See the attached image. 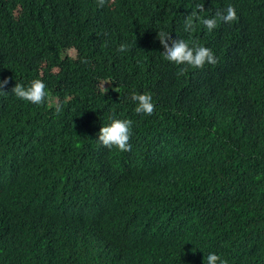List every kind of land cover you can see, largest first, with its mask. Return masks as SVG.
<instances>
[{"label": "trees", "instance_id": "16d2710c", "mask_svg": "<svg viewBox=\"0 0 264 264\" xmlns=\"http://www.w3.org/2000/svg\"><path fill=\"white\" fill-rule=\"evenodd\" d=\"M161 30L216 63L178 74ZM35 78L43 102L14 96ZM0 82V264H264V0H0ZM111 118L131 151L97 140Z\"/></svg>", "mask_w": 264, "mask_h": 264}, {"label": "clouds", "instance_id": "9594fccd", "mask_svg": "<svg viewBox=\"0 0 264 264\" xmlns=\"http://www.w3.org/2000/svg\"><path fill=\"white\" fill-rule=\"evenodd\" d=\"M204 3H195L191 12L183 19L182 28L186 33H191L197 22L207 32H211L218 21L232 22L237 19V10L232 3H227L223 9H218L214 15H203ZM163 44V57L178 66V74H182L185 67H203L205 63H216L214 52L195 41L183 37L173 38L170 32L160 31ZM126 44H120L119 49L123 51ZM2 83V82H0ZM15 97L32 103L40 104L47 95L45 81L39 78L31 80L27 85L16 83L12 88ZM132 101L136 105V112L143 118L145 115L152 116L156 113L157 106L154 97L149 94L133 93ZM135 122L131 119L111 118L110 122L103 124L98 133V141L103 145L120 151H131L133 149L132 137ZM203 264H229L227 258L215 251H208L203 257Z\"/></svg>", "mask_w": 264, "mask_h": 264}]
</instances>
